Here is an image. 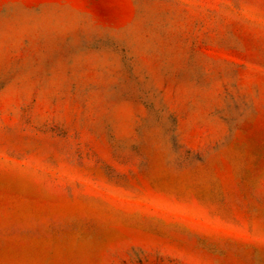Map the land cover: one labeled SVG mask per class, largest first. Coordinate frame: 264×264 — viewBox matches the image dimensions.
I'll list each match as a JSON object with an SVG mask.
<instances>
[{"label":"rangeland","instance_id":"rangeland-1","mask_svg":"<svg viewBox=\"0 0 264 264\" xmlns=\"http://www.w3.org/2000/svg\"><path fill=\"white\" fill-rule=\"evenodd\" d=\"M0 264H264V0H0Z\"/></svg>","mask_w":264,"mask_h":264}]
</instances>
